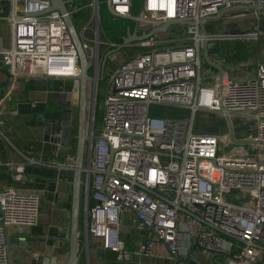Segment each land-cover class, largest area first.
<instances>
[{
  "label": "built area",
  "instance_id": "obj_1",
  "mask_svg": "<svg viewBox=\"0 0 264 264\" xmlns=\"http://www.w3.org/2000/svg\"><path fill=\"white\" fill-rule=\"evenodd\" d=\"M134 1L105 0L115 19L136 22L130 34L142 37L166 23L192 25L182 26L186 36L180 39L173 40L169 30L163 39L157 33L125 45L102 39L101 0L90 4V23L78 33L92 78L82 174L85 252L97 239L124 264L133 257H155L156 245L182 264H191L194 249L203 256L223 255L226 264H264V156L259 151L251 157L243 147L227 154L220 144L229 137L195 133L198 113L240 117L255 127L252 143L264 145V65L254 78L224 77L208 86L202 70L204 44L208 59V42L259 40L264 0H140L141 11L133 16ZM11 3L12 44L2 59L12 77L77 78L80 60L65 16L51 11L49 0ZM238 6L252 7L246 11L256 18L255 31L206 33L210 17L226 11L223 20ZM81 10L68 8L72 17ZM125 48L136 54L112 69L108 61ZM99 95L102 116L96 130ZM158 107L178 118L159 116ZM0 138L8 141L1 122ZM39 214L38 195L0 191V264H11L8 229L33 227ZM127 218L146 233L133 250L122 239Z\"/></svg>",
  "mask_w": 264,
  "mask_h": 264
},
{
  "label": "crops",
  "instance_id": "obj_2",
  "mask_svg": "<svg viewBox=\"0 0 264 264\" xmlns=\"http://www.w3.org/2000/svg\"><path fill=\"white\" fill-rule=\"evenodd\" d=\"M65 1L71 3L69 9L83 8L75 14L74 23L80 18L91 19L90 4L93 0ZM244 12L231 11L220 20L225 21L223 23L236 21ZM11 13V0H0V122L8 138V141L0 138V191L14 189L19 193L36 194L40 199V214L35 226L8 229L11 264H67L75 180L71 158L75 164L80 87L75 80L12 77L2 59V53L8 51L12 44ZM229 25L227 23L226 28ZM253 25L248 29L234 24L223 34L255 31ZM171 29L175 30L171 33L173 40L180 39L174 35L183 27L176 25ZM261 29L263 32L259 40L251 42L247 49L248 56L245 55L246 51L235 49L230 52V60L225 64L217 62L213 66L215 82L219 80L216 75L218 69L224 72V77L234 81L255 77L258 66L264 65V20ZM232 58L235 59L232 61ZM242 120L245 119L236 117V121H239L237 124H241ZM251 127L249 133L252 138L256 131L255 127ZM245 151L249 154L246 148ZM86 161L85 151L83 165ZM82 197L81 189L80 227ZM145 236L146 233L133 227L130 219L125 220L122 239L129 250L142 244ZM81 238L80 228V241ZM79 252L80 264H124L117 261L114 253L104 250L97 239L92 241L89 253L85 252L82 243ZM154 252L156 256L153 258L133 257L127 264L184 263L183 260L171 261L167 248L162 245H156ZM188 260L191 264L227 263L223 255L203 256L195 249L190 252Z\"/></svg>",
  "mask_w": 264,
  "mask_h": 264
},
{
  "label": "rangeland",
  "instance_id": "obj_3",
  "mask_svg": "<svg viewBox=\"0 0 264 264\" xmlns=\"http://www.w3.org/2000/svg\"><path fill=\"white\" fill-rule=\"evenodd\" d=\"M141 6L140 1L136 0L134 1L133 5V16H136L140 13ZM100 15H101V23L103 28L102 33V39H105L106 37L111 39L114 42L122 43L123 38L127 35L128 29H131V32H135L136 29V22L133 20H123V19H115L109 12L107 4L105 3V0H101V6H100ZM231 20L227 22L230 24L226 28L227 23H223L225 21L222 20H216L213 22H209L205 25L206 33L208 35L210 34H223L225 30H229V28H233L232 25L237 24L242 28H250L252 24L256 22V18L251 14V12L246 11L243 13V16L240 18H237L236 21ZM90 19L87 18H80L79 20H75V27L77 32L83 31L87 25H89ZM254 26V25H253ZM256 26V24H255ZM174 27V26H173ZM237 27V26H236ZM180 32H177L174 36L176 38H181L186 36L185 30L179 29ZM174 29H171V33H174ZM263 32V31H261ZM158 38L163 39L165 38L164 35L159 34ZM254 40H239V41H233V40H226V41H218V42H208L207 45V55L208 59L206 58L205 53L202 51V70H203V76L206 78L203 80V85H209L212 82H215V77L213 76V66L217 62H221L223 64L226 63V61L230 60V52H234L235 49H240L241 51H246V56H248L247 49L250 47L251 42ZM136 50H131L129 48H125L121 50L116 56V60H109V66L112 69L117 68L120 66L127 57L134 56L136 53ZM238 55V52L237 54ZM235 55V56H236ZM234 57V56H233ZM235 58H232V61ZM228 65V64H227ZM229 70V68H228ZM108 77V76H107ZM106 77V79H107ZM212 77V78H210ZM106 85L105 82H102L101 89L104 88ZM102 102H103V96L99 95L98 97V107H97V121H96V130H99L101 126V116H102ZM159 116L166 115L171 117L173 120H176L178 118L177 113H170L168 109H165L163 107H158ZM87 122H88V128L90 125V116L92 115V95H91V86H88V109H87ZM239 121H236V117H231L230 121L227 118L222 117L218 114L213 113H198L195 119V133L200 134H207V135H219V136H227L230 138L228 142L222 141L220 146L224 150L225 153L230 154L234 149L237 147H244L249 152V156L255 157L259 151H261L262 155L264 156V145L259 147L256 144H253L251 138L250 126L253 124L251 120L245 119L242 120L241 124H237ZM231 130L233 131V135L235 137V141L231 138ZM230 144H233L232 147H230ZM87 155V151H86ZM239 196H241V193H238ZM230 198H227L229 200ZM240 204L239 200L236 202ZM83 204V203H82ZM82 228V216H81V227Z\"/></svg>",
  "mask_w": 264,
  "mask_h": 264
},
{
  "label": "water",
  "instance_id": "obj_4",
  "mask_svg": "<svg viewBox=\"0 0 264 264\" xmlns=\"http://www.w3.org/2000/svg\"><path fill=\"white\" fill-rule=\"evenodd\" d=\"M51 2V11H59L65 17V21L67 23L69 33L73 39L74 45L77 49L79 60H80V68L81 72L80 75L72 80H75L79 83V90H80V109H79V134H78V149H77V158L74 166L75 170V180H74V195H73V209H72V224H71V237L69 240L70 243V254L67 264H80V252L79 246L81 244L80 241V202H81V189L83 185L82 181V174L84 170V154L86 149V144L89 141V135L87 131V109H88V86L91 82L92 78L89 73L90 64L87 60L86 54L83 50L81 40L79 38L78 32L76 30L74 24V17L69 14L68 8L71 3L65 0H49ZM252 7L246 6H238L234 7L229 11H237V10H250ZM226 13L224 11L218 16L210 17L209 20L216 21L221 18V16ZM32 15V14H29ZM204 22H200V26H203ZM173 25H192V23H166L156 29H153L149 34L145 36L138 37L134 34H130L129 29L127 33V37L123 38V43L125 45L130 44L134 41H140L143 39H147L148 37L160 33V34H167L170 28ZM206 50V45L204 44L203 51ZM217 77L220 80L224 78V72L218 69ZM34 78H45V79H52L43 76H34V77H23V79H34ZM229 121L230 119L227 118ZM65 133V132H64ZM231 138L235 141V137L233 135V131L231 130ZM232 147V144L230 145Z\"/></svg>",
  "mask_w": 264,
  "mask_h": 264
}]
</instances>
